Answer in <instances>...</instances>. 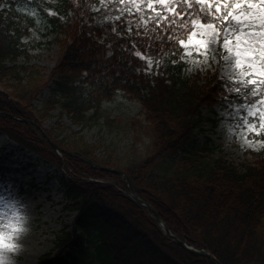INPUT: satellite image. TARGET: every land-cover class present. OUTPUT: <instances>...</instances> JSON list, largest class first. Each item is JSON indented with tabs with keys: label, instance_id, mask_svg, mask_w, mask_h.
<instances>
[{
	"label": "trees",
	"instance_id": "trees-1",
	"mask_svg": "<svg viewBox=\"0 0 264 264\" xmlns=\"http://www.w3.org/2000/svg\"><path fill=\"white\" fill-rule=\"evenodd\" d=\"M125 2L138 8L149 0ZM121 7V0H0V132L70 176L61 180L64 208L76 213L39 264H215L163 234L148 209L127 195L120 176L90 166L82 156L125 172L138 196L187 245L210 252L220 264H264V152L235 164L217 147L194 140L203 108L257 107L246 98L250 92L244 82L239 92L232 83L229 103L221 90L228 85L216 87L226 79L210 72L185 75L179 39L175 46L160 42L163 30L146 7L117 23ZM37 27L53 32L58 47L48 75L27 64L22 48V39ZM128 28L138 31L140 45L128 40ZM22 55L28 61L18 65ZM45 90L49 95L40 101ZM118 96L138 102L143 117L109 118L103 105ZM56 110L57 124L46 134L66 150L61 154L34 125L9 117L42 125ZM63 116L80 130L121 127L131 143L122 152L105 146L97 157L101 144L86 143L78 132L58 138L66 129Z\"/></svg>",
	"mask_w": 264,
	"mask_h": 264
},
{
	"label": "rangeland",
	"instance_id": "rangeland-1",
	"mask_svg": "<svg viewBox=\"0 0 264 264\" xmlns=\"http://www.w3.org/2000/svg\"><path fill=\"white\" fill-rule=\"evenodd\" d=\"M53 38L54 33L47 32L44 27L31 29L29 35L22 39L26 45L22 48H25L29 61L22 55L16 63L24 65L28 61V65L33 64L43 70V74L48 75L58 59V47L52 42ZM200 38L192 37L193 41ZM188 40L189 36L185 40L186 46L180 45L179 56V61L184 65L185 75L191 76L196 73L205 75L210 72L216 73L218 77L227 81L239 79V82H244L243 77L246 73L243 66L249 61L243 55L237 57L236 50L233 49L231 52H224L225 55L219 58L211 59L206 57L203 50L199 49L194 42L188 44ZM224 56L230 59L225 61ZM238 59L241 61L240 67L236 65ZM48 95V91L45 90L39 100ZM103 110L111 119L143 117L140 104L123 96L105 103ZM257 112H260L262 116L256 117ZM51 114L52 118L42 125L32 121L46 132L56 126L59 110ZM14 118L22 120L15 116ZM201 118L199 128L194 134L197 144L217 147L228 160L235 164L251 162L257 154L264 152V127L261 126L264 124V106L243 110L217 104L203 108ZM60 123L66 129L59 133V139L72 136V132H78L77 135L83 137L86 143L101 144L95 151L97 157L102 156L100 151H103L105 146H115L122 152L131 143L128 144V138L121 135L124 132L121 127L119 129L114 127L111 132L99 126L80 130L79 127L71 125L66 116L61 118ZM51 140L56 144L54 137H51ZM140 146L137 145V147ZM63 177L70 178L58 164L22 149L0 132V230L6 233L12 232L13 224L20 225L22 220L17 213L21 211L28 215L31 229L24 238L23 252L16 256L17 264H39L40 257L53 249L56 234L64 226H70L75 217V212L64 208L66 202L61 184Z\"/></svg>",
	"mask_w": 264,
	"mask_h": 264
},
{
	"label": "snow or ice",
	"instance_id": "snow-or-ice-1",
	"mask_svg": "<svg viewBox=\"0 0 264 264\" xmlns=\"http://www.w3.org/2000/svg\"><path fill=\"white\" fill-rule=\"evenodd\" d=\"M121 15L117 17V23L125 15H136L145 10V7L154 13V23L163 30L160 42L166 46H175L174 41L179 39V45L186 46V41L179 37L187 33L188 44L195 45L202 49L206 57L216 59L222 56L223 52L236 50L235 55H243L249 62L244 67L246 75L243 77L244 91L250 92L246 98L249 102L255 101L257 107L264 106V0H178L175 5L170 0H149L146 4H139L138 8L130 7L129 3L121 0ZM163 17V19H161ZM111 31H118L117 28L108 25ZM132 33L129 41L137 39L138 31L127 29ZM91 35V33H89ZM167 36V40L163 39ZM192 37H201L193 41ZM107 38V37H106ZM141 53L136 52L140 57ZM225 61L228 56L223 57ZM237 67L241 66V61L236 60ZM148 64V69L152 68ZM251 69V71H249ZM237 84V91H240L239 79L236 81H226L218 79L216 87L228 85L222 88L231 102L232 94L228 90L231 84ZM239 100V97H236ZM256 117H261L260 112L255 113ZM264 127V124L261 125ZM12 232L0 230V247L6 246L10 242L11 235L19 230V224L12 225Z\"/></svg>",
	"mask_w": 264,
	"mask_h": 264
},
{
	"label": "water",
	"instance_id": "water-1",
	"mask_svg": "<svg viewBox=\"0 0 264 264\" xmlns=\"http://www.w3.org/2000/svg\"><path fill=\"white\" fill-rule=\"evenodd\" d=\"M9 117L11 118H14V116L12 115H9ZM20 120V119H19ZM21 121H24L26 123H29V124H33L35 125L36 127H38L42 133V135L44 136L45 140L51 145V147L56 150L57 152H65L63 149L59 148L52 140L51 138L44 132V130L39 126L37 125L36 123H34L32 120H21ZM71 154V153H70ZM80 160L89 164L90 166L92 167H95V168H99L101 170H104V171H107V172H110V173H113V174H116L120 177H122L125 181V183L127 184V186L130 188V192H129V195L132 197V199L137 202L138 204L142 205V206H145L152 214V216L155 218V221L156 223L161 226V228L163 229V231L172 237V239L179 245L181 246L182 248H184L185 250L193 253V254H196V255H200V256H204V257H207L209 259H211L212 261L215 262V264H220L218 262V260L208 251L206 250H203V249H198V248H194L192 246H188L186 245L184 242L180 241L177 237L173 236L169 230L165 227V225L163 224L162 220L159 218V216L155 213V211L153 210V208L150 206L149 203L145 202L144 200H142L141 198H139V196L137 195L136 193V189H135V186L134 184L132 183V181L130 180V178H128V176L125 174V172L121 171V170H118V169H113V168H107V167H104V166H100V165H97L96 163H94L92 160L82 156L80 157Z\"/></svg>",
	"mask_w": 264,
	"mask_h": 264
},
{
	"label": "clouds",
	"instance_id": "clouds-1",
	"mask_svg": "<svg viewBox=\"0 0 264 264\" xmlns=\"http://www.w3.org/2000/svg\"><path fill=\"white\" fill-rule=\"evenodd\" d=\"M22 223L19 230L11 235L10 242L0 247V264H17L16 256L21 254L25 248L24 238L30 232L29 217L24 212H18Z\"/></svg>",
	"mask_w": 264,
	"mask_h": 264
}]
</instances>
